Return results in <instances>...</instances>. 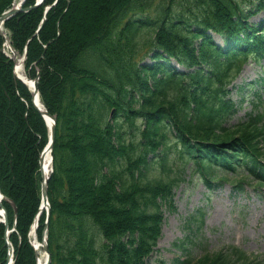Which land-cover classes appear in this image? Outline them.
Here are the masks:
<instances>
[{
	"label": "trees",
	"instance_id": "16d2710c",
	"mask_svg": "<svg viewBox=\"0 0 264 264\" xmlns=\"http://www.w3.org/2000/svg\"><path fill=\"white\" fill-rule=\"evenodd\" d=\"M12 1L0 0V13ZM34 3L25 0L30 8L3 29L17 58L25 51L24 73L38 77L39 98L55 118L50 211L40 213L36 229L41 240L47 226L49 264H146L161 235V205L174 208L185 168L210 188L229 180L222 172L238 191L246 178L264 186V106L227 124L237 110L229 86L248 60H264V18L249 20L264 0L250 7L240 0ZM4 42L0 32V191L17 209L15 217L2 201L15 227L13 264H35L28 233L41 203L39 159L49 131ZM170 155L182 164L174 175ZM153 164L164 174L149 177ZM4 230L0 223V264ZM226 251L172 264L254 260L236 246Z\"/></svg>",
	"mask_w": 264,
	"mask_h": 264
},
{
	"label": "rangeland",
	"instance_id": "374dc122",
	"mask_svg": "<svg viewBox=\"0 0 264 264\" xmlns=\"http://www.w3.org/2000/svg\"><path fill=\"white\" fill-rule=\"evenodd\" d=\"M17 1L20 0H13L14 3ZM240 1L250 7L256 0ZM262 18L264 9L251 15L249 20L256 22ZM213 37L222 43L218 35L213 34ZM145 61H151L149 55L145 56ZM230 89L237 110L228 119V125L244 121L250 113L260 111L264 106V60H248ZM261 146L264 148V140ZM174 158L170 155L166 161L171 175L182 165ZM192 169L179 171L180 181L173 189L174 208L169 210L164 203L161 205V235L146 264H172L176 258L187 255L196 258L205 251H226L230 246L243 249L254 259L251 264H264V186L258 188L255 180L246 178L243 190L238 191L233 187L231 173L222 172L219 175L229 180L209 188ZM147 173L149 177L153 173L164 174L157 164H153ZM179 241H183V245H173Z\"/></svg>",
	"mask_w": 264,
	"mask_h": 264
},
{
	"label": "water",
	"instance_id": "95a60500",
	"mask_svg": "<svg viewBox=\"0 0 264 264\" xmlns=\"http://www.w3.org/2000/svg\"><path fill=\"white\" fill-rule=\"evenodd\" d=\"M43 0H36L35 4L33 6H37L40 3H42ZM22 4V2H20L19 4L13 5L10 8H8L7 10L3 11L2 13H0V27L2 25V23L9 18L10 16L14 15L16 12L20 11V10H28L30 8V6L28 7H21L20 5ZM48 8V7H47ZM45 18L42 19L41 25L44 22ZM7 44L9 45L10 49L14 52L13 48L10 45L9 40H7ZM25 58V54L23 55V57L19 60L21 62V65L23 64V60ZM16 66V65H15ZM15 66H14V73L15 75L21 79L24 83H26V81L24 79H22L21 77H19L16 74V70H15ZM37 81H38V77H36L35 79L32 80V90H33V104L34 106L38 109V111L41 113V115L43 116V118L45 119L50 133H49V141L48 143L45 145V147L43 148L41 154H40V159H39V164H40V174H41V200L42 203L39 207V212L41 210H43V208L47 209V215L49 214V202H48V193H47V180L49 177V174L46 177H43L42 172H41V166H42V161L44 159V156L46 154V151H49L50 153V163L52 162V145H53V140H54V132H55V119L54 117L49 114L47 112V110L45 108H43L39 97H38V88H37ZM27 84V83H26ZM50 171H52V165H50ZM4 198L6 200H8L4 195H2L1 191H0V210L2 213V217H3V224L5 226V234H4V240L5 243L7 245V256H6V261L8 262L10 260V257L13 255L14 249H13V245L12 242L9 240L8 238V214L7 211L5 209V207L2 204L1 199ZM11 205L14 208V216L16 217L17 214V209L14 205V203L11 200H8ZM37 220H38V216H36L33 226H37ZM47 226L45 227L46 230ZM34 231H36V228L34 229ZM42 248L44 249V252L47 254L46 256V260H45V264H49L50 262V252L47 246V241L46 238H43L42 241ZM35 250V254L38 258V250L36 249V247H34ZM37 258H36V262H37Z\"/></svg>",
	"mask_w": 264,
	"mask_h": 264
},
{
	"label": "bare ground",
	"instance_id": "6f19581e",
	"mask_svg": "<svg viewBox=\"0 0 264 264\" xmlns=\"http://www.w3.org/2000/svg\"><path fill=\"white\" fill-rule=\"evenodd\" d=\"M17 2H15V4H17ZM15 70H16V74L21 77L22 79H24L26 81V83L30 86V88H32V80L31 78L27 77L25 75V73L23 72V67L21 65V62L18 61L16 63V66H15ZM50 153L49 151H46V154L44 156V159L42 161V166H41V172H42V175L43 177H46L49 173H50ZM34 233L31 232V236L33 235ZM34 237H35V234H34ZM34 244L37 246V250H38V258H37V262H35V264H45V260H46V256L47 254L44 252V249H41L40 248V244H39V241L36 240L34 242Z\"/></svg>",
	"mask_w": 264,
	"mask_h": 264
}]
</instances>
